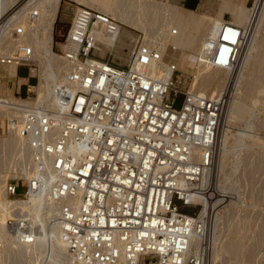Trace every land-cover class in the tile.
<instances>
[{"label": "built area", "instance_id": "1", "mask_svg": "<svg viewBox=\"0 0 264 264\" xmlns=\"http://www.w3.org/2000/svg\"><path fill=\"white\" fill-rule=\"evenodd\" d=\"M77 6L59 52L65 70L48 97L37 94L31 45L0 54V65H14L17 76L28 67L25 95L20 85L18 95L0 94V137L17 139L16 151L3 155L5 197H40L42 213L50 211L42 220L64 242L66 264H203L196 239L205 237L209 221L206 212L199 217L201 201L217 199V208L227 197L213 188L227 96L193 87L161 30L138 31L119 62L117 43L98 36L115 37L122 24ZM11 33L16 39L29 31L17 24ZM245 38L230 19L216 23L198 63L234 70ZM10 212L9 237L34 246L40 224L27 211Z\"/></svg>", "mask_w": 264, "mask_h": 264}, {"label": "bare ground", "instance_id": "2", "mask_svg": "<svg viewBox=\"0 0 264 264\" xmlns=\"http://www.w3.org/2000/svg\"><path fill=\"white\" fill-rule=\"evenodd\" d=\"M75 1L78 4L86 5L96 10H99L111 16L112 18L116 19L122 24L120 26V30L117 36L110 38L105 35L98 36L99 40L104 44L113 45L114 43L118 44L122 42L123 39L121 38V35H125L127 38H130L131 34L124 31L123 26L133 30L143 31L146 33L161 30L165 34V36L168 37L169 43L172 44V42H175L174 38L176 36L177 31L179 30L180 18L177 7L169 5L168 3L166 4L157 3L155 1H145V0H110L107 7H102L100 5H96L94 2L89 0H75ZM240 1L238 3L236 2L237 4L236 6H231L233 4L232 3L233 0L224 1L225 2L224 11L226 12L231 11L234 13L235 24L244 28V34L246 35L245 40H242V42L240 43V51L237 58L235 69L228 71L220 68H211L209 66H205L198 63V59H197V64L195 63L196 68L194 67L196 71L193 75V80H192L193 87L196 88L203 84L204 89L206 87L207 89L209 88L211 89L210 91L208 90L209 93L212 91V94L221 93L227 96L229 87L227 89L228 91L226 90V88L229 83V78L227 81L228 83H226L224 89L222 90L223 87H221V85L217 81V76H216L217 72H219L220 70L228 71L232 73L235 78L238 77L237 80H240V78L242 77L241 73L243 67L249 64L252 61V59L255 58V56L253 57V52L254 49L257 48L260 44L257 42V33L259 26L261 25V20H262L261 17L264 12V0H249L250 2L249 4L251 6L249 4L246 5L247 0L245 1L244 4H241L242 2L240 3ZM60 2L61 0H12V1L0 0V21L3 17L2 12L5 7L10 6L11 4L13 5V7L15 6L16 8L21 6V8L18 11L16 10L17 12H15L14 17L10 18L9 22L12 21V23L6 21L7 23L0 26V54L2 52L6 54L10 53L14 45L19 44L16 43V41L12 40L13 38L11 32L14 30L17 24H22L25 26L27 13L30 12L29 14L32 15V13L37 12V11H33V9H37L44 12H48L50 14L51 18L48 22L49 28L47 33V43H45L44 45L45 46L44 51H45V57L47 58V63L51 67V72L49 74H45V70L43 66L41 70V77H43L44 79V84L40 79V83H38L39 90H38V86L36 88L39 98L48 97L50 95L51 81L58 80L62 76L63 71L65 70L62 57L54 54L53 52V24L57 15ZM78 7L79 6H77V9ZM215 25L213 27H215ZM172 29H175L174 34L172 33ZM213 33H214V28L211 32V35H213ZM31 43L34 44L33 39ZM175 47L178 50L173 53V58L178 52H180L179 51L180 49L177 46ZM61 48L63 49V44L61 45ZM34 53L35 55H38L37 48L35 47H34ZM41 61L43 62V60ZM8 67H9L8 74L13 77L17 76L15 66L9 65ZM212 69L215 70V72L213 74H210L209 70ZM216 81L217 83H215V86H213L212 83L214 84V82ZM201 89L203 91L202 93H204L203 87ZM207 89H205V91ZM241 95H242L241 98H243L241 99V101L232 102L229 104V110L231 112L230 113L231 115L236 113L238 114V116L244 117V115L248 114L259 103V101L256 98H251V99L248 98V101L250 100L248 105L246 102L247 98L244 96V93H241ZM2 116L3 113L0 110V117ZM221 122H222V127L218 132V137H217L218 140L219 138H221V134H222L221 129L223 130L224 127L223 114H222ZM16 147H17L16 138L0 137V187H1L0 242L3 243L7 238H9V243L7 244L9 250L8 252L9 259H10L9 264H29V262H27L25 259L26 253L29 250H33V247L37 249V248H42L44 246L49 247L51 255L53 256L54 259L53 262H57L58 260L59 263L64 264L66 262V255H65L66 247L64 242L60 239L56 228L51 225L41 224L38 222L40 218L42 220V217L44 219H47L50 216L49 210H46L45 214L42 213V206H44V204L41 201L40 197H37L35 195H30L24 201L17 200L14 202L5 197L3 185H4V180L7 177V174L5 167L6 156L3 155L7 150H9L10 152H15ZM220 155L221 153L219 154L220 161L225 159V157H220ZM221 162L218 163L219 165H217L218 167L216 166V170H215L218 173V178L216 177L217 176L216 172L215 174H213V176L215 175V178L213 177L214 179L213 188L218 193L227 196V192H221L218 190L219 188L225 189V186L223 184L225 183L224 181H226L224 180L226 176L222 180V176L225 171V167H224L225 165L224 162L223 164ZM236 170L237 169L235 168L234 171ZM253 170H254V166L250 164V167L247 166L245 173L253 172ZM245 173L241 176V178L236 179V181H233V183H231L230 187L228 188L229 191L231 192L233 191L234 194L236 195L237 203L242 201L243 204L245 202V199L243 198L242 193L240 192V188L242 187L241 185L242 182L244 183L246 182L244 175L245 177H247L246 175L247 173L246 174ZM219 180L220 181L222 180V182L219 183L220 182ZM227 197H225L226 203L222 206H218L217 208H214L217 206V202H218L217 199L213 201L212 204L211 201H201V203L203 202L204 204V208L201 210L199 217L203 216V214L206 212L208 217L207 220L209 221L207 222L208 232H206L205 237L196 239L198 246H200L201 248L203 247L202 250L205 255L203 258V264H243L244 263V262L241 263L238 257L241 258L244 255L246 249L245 243H246V239L248 238L247 235L248 232L252 229L253 225L249 220L248 216H241V217L237 216V214L235 213V211H233L232 208H230L229 212L225 214L226 217H221L219 215L220 208L223 209L226 206H228L229 199L231 197L229 196ZM27 200L29 201L25 202ZM13 208H19L24 211H27L32 216L33 220L37 223V225L40 224V231L37 236V242L35 243L34 246L22 245L17 243L16 241L12 240L9 237L6 229L4 228L5 219L7 218L8 215L11 214L10 211ZM224 218L226 221L224 220L222 221V219ZM42 221L44 222V220ZM228 221L230 225L225 224V222L228 223ZM210 222L212 223L211 225L212 227L210 226ZM262 230L263 229L259 230L258 237L263 234ZM255 242L256 244L258 243L257 241ZM202 243L204 245H202Z\"/></svg>", "mask_w": 264, "mask_h": 264}, {"label": "rangeland", "instance_id": "3", "mask_svg": "<svg viewBox=\"0 0 264 264\" xmlns=\"http://www.w3.org/2000/svg\"><path fill=\"white\" fill-rule=\"evenodd\" d=\"M89 1L94 2L96 5L103 6L104 4H108L110 0ZM145 1H155L157 3L166 4V2H163L161 0ZM248 1L249 0L246 1V5L250 3H248ZM220 2V0H202L201 5L196 8L181 6L182 8L192 10L193 12H188L187 10L177 8L181 24L179 23V30L177 31L174 38L175 42H172V44L177 46L180 49V52H178L174 56V60H176L178 64L179 72L185 75H192V80L193 75L196 71L195 68L197 64V57L201 52L202 44L205 38L210 34L211 30H213V26L215 24L214 20L205 18L203 14L215 16ZM232 3L233 4L231 6L237 5L234 2ZM77 4L78 3L75 0H61L59 4L57 15L53 24V52L56 55H60L59 52L63 37L66 33L68 23L72 18ZM10 6L4 8L0 26L7 23L6 21L9 22L10 18L14 17L15 12H17L21 8V6L17 8L15 6L13 7L12 4ZM33 11L37 12L32 13V15L29 14L30 12L26 14V23L24 27L29 31L28 36L25 35L23 37H17L16 39L12 40L16 41V43H28L32 46L33 51L34 47L37 48L38 55H35L34 53V58L36 61L34 64L37 68L38 73L36 75L39 76V83L41 79L42 83L44 84V79L43 77H41V70L43 66L45 74H49L51 72V67L47 63V58L45 57L44 51V45L45 43H47V33L49 28L48 22L51 17L48 12L37 9H33ZM229 13L233 15V22L235 23L234 13L231 11ZM230 14H226L225 18L231 17ZM261 18V25L259 26L257 33V42L260 44L257 48L254 49L253 57L255 56V58H253L252 61L245 67H243L241 73L242 77L240 78V80H237L238 77L235 78L234 75L228 71L220 70L221 72H217L216 75L217 81L219 82L221 87H223L222 90L224 89L226 83H228L227 81L229 78V83L226 88L227 90L229 87V91L227 90L228 95L226 97V105L223 111L224 127L223 130L221 129V138H219V144L217 145L215 152L213 174H215L216 172L215 170L216 166L219 165L218 163L222 161L221 163L223 164L224 162L225 171L223 173L222 180L226 176V178L224 179L226 181H224L225 183L223 184L225 186V189L219 188L218 190L221 192H227V196L231 198L229 199L228 206L223 209L220 208L219 215L221 217H226L225 214L229 212L230 208H232L237 216H248L253 225L252 229L248 232L247 235L248 238L246 239L245 243L246 249L244 255L241 258L238 257L241 263L244 262L243 264H264V12ZM10 22L12 23V21ZM123 29L127 33L131 34V37L127 38L125 35H121L123 41L117 44L118 49L115 54L116 57L120 60L119 62L121 63L126 62V60L128 59V51L131 48L132 40L135 39L136 35L138 34L137 30H133L125 26H123ZM11 35L13 37L12 33ZM32 39L34 40V44L31 43ZM1 54L6 53L2 52ZM41 60H43V62ZM8 68V66L0 65V94L18 95L16 90L18 88V85H20V93L21 95H25L27 86L26 84H24V81L19 82V78L26 77L28 67H19L18 76L15 77H11L8 74ZM212 70H209L210 74H213L215 72V70ZM36 81V77H30L28 80L29 84L31 85L35 84ZM217 81L214 82V84L212 83V85L215 86V83H217ZM201 86L204 89L203 84L196 88L198 91L201 90L200 92L202 93L203 91L201 89ZM205 89H207V87ZM205 89L204 93L212 94V91L209 93V91L211 90L210 88L206 91ZM241 93H244V96L247 98L246 102L248 105L250 102V100L248 101V98H256L259 101V103L248 114L244 115V117H240L236 113L231 115V112L229 110L230 103L239 102L241 101V99H243L241 98V96L243 95H241ZM180 102L181 96H178L176 98L175 106L179 107ZM220 153V157H225V159H223L224 161H220ZM250 164L254 166V170L250 173L246 172V174V168L247 166L250 167ZM235 168L237 169L236 171H234ZM244 173L247 175V177H245L244 175L246 182H242V187L240 188V192L245 199V202L243 204L242 201L237 203L236 195L233 191V193L229 191L228 188L230 187L231 183H233V181L241 178ZM216 175V177L218 178L217 172ZM222 180H219L220 182H218L221 183ZM23 190V187L20 186L17 192L22 193ZM28 201L29 200L25 202ZM223 220L226 221L225 218L222 219V221ZM38 222L41 224H45V221L43 222L41 218ZM225 224L230 225L229 221L228 223L225 222ZM211 225L212 223L210 222V226ZM260 229H263V234L258 237ZM255 241H257L258 243L256 244ZM8 243L9 238H7L5 242H3L0 246V264L10 263L8 253L9 250L7 245ZM35 249L36 248L33 247V250H29L26 253L25 259L27 262H29V264H61L58 262V260L57 262H53L54 259L51 255L49 247L44 246L42 248H37L36 250Z\"/></svg>", "mask_w": 264, "mask_h": 264}, {"label": "crops", "instance_id": "4", "mask_svg": "<svg viewBox=\"0 0 264 264\" xmlns=\"http://www.w3.org/2000/svg\"><path fill=\"white\" fill-rule=\"evenodd\" d=\"M161 1H163V2H166V3H169L170 5H172V6H175V7H177V8H179V9H184V8H182L181 6H184V7H188V8H196V7H198L199 5H201V3H202V0H179V1H173V0H161ZM221 2H220V4H219V7H218V10H217V12H216V15L215 16H210V15H205V14H203V16L205 17V18H208V19H211V20H214L215 21V23H217V22H221L222 20H224V19H230L232 22L234 21V17H233V15L232 14H230L228 11L226 12V11H224V6H225V0H220ZM240 0H233V2L234 3H238ZM245 1L246 0H241L240 1V3L241 4H244L245 3ZM110 2V1H109ZM108 2V3H109ZM173 2V3H172ZM248 3H249V1H248ZM107 5L108 4H104L102 7H107ZM184 10H187L188 12H193L192 10H188V9H184ZM226 14H230L231 15V17H229V18H225V15ZM215 25V24H214ZM211 32H212V30H211ZM211 32H210V34H209V36L211 35ZM182 53V52H181ZM22 81H24V82H26L27 81V79L26 78H19V82H22Z\"/></svg>", "mask_w": 264, "mask_h": 264}]
</instances>
